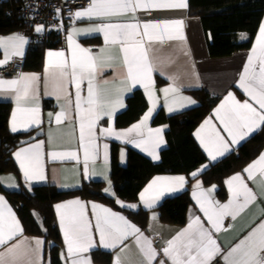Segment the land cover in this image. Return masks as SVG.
<instances>
[{"label": "snow or ice", "instance_id": "obj_1", "mask_svg": "<svg viewBox=\"0 0 264 264\" xmlns=\"http://www.w3.org/2000/svg\"><path fill=\"white\" fill-rule=\"evenodd\" d=\"M188 0H91V3L82 10L76 11L75 19L80 18H100L103 21L87 30L72 28L67 39L69 48L72 50L71 64L65 58L63 51L47 53L49 57L48 67L58 69V79L63 81L69 75L71 81L76 87V112L79 118V147L84 151L85 173L88 172V162L95 159L98 148L95 144L94 128L97 120L102 117L112 118L116 111L124 108L123 100L117 96L114 100H106L101 90L94 85L95 77L98 71L97 58L91 54V51L82 48L75 42L73 36L79 33H103L105 44H119L122 53L123 65L126 69L125 79L130 81L133 86L143 84L148 94V99L152 103V107L144 114L141 120L133 124L129 129L116 132L113 128L102 129L104 135L115 136L117 139H126L128 143H134L136 147L143 148L148 151L152 159L157 160L159 156L156 154L155 148L164 143L162 137V128H147V122L150 119L156 107V96L154 83L152 81L153 63L150 57L151 42L163 41L165 36L168 40H181L183 36V20L163 21L155 23L141 24L136 13L138 10L151 9H188ZM130 14V20L111 22L114 17H123ZM40 33L44 31L43 25H38L34 29ZM28 41L20 34H14L8 38H0V48L4 50V59H0V68L6 66L13 57H22L24 55V45ZM257 43L259 45L258 66L254 64L253 56L250 55L248 63L243 69L240 76V88L255 102L257 107L247 100L238 101L232 93H229L221 105L215 109L217 119L223 125V131L231 138L232 145L238 144L245 140L254 131L264 125V22L261 23ZM147 45V46H146ZM256 48L252 52L255 54ZM46 67V71L48 70ZM102 71V69H100ZM39 77L36 74L20 73L17 77L6 80L0 78V90H14L17 108L12 113L11 128L12 132L18 131L17 117L19 114H27L26 119L20 124V127L27 128L31 125L41 123L39 118V109H24L19 106L21 99H27L33 90V86ZM87 80V97H81V83ZM104 83H108L104 81ZM59 87V85H57ZM130 91L131 88L126 89ZM165 94L166 101L169 93L177 94L179 89L169 87L162 89ZM182 101L188 104L195 103L191 98L180 97ZM173 104L175 100L168 106V111H174ZM86 105V107H82ZM184 103L178 104L183 108ZM223 112V115L221 114ZM51 116V114H49ZM63 119H67L66 112L55 115L57 124L62 123ZM211 120H206L201 130L205 126L210 125ZM147 130V138L141 140L129 139L132 133L139 136L143 135V131ZM201 145L204 147L208 156L213 160L223 156L229 150V141L213 128L208 142L204 136L197 132ZM153 144L150 149L147 147ZM213 145V146H210ZM216 145H219L218 147ZM41 144L31 145L29 148H22L14 155L19 161L20 168L26 180L45 179L42 167L39 165ZM108 145H104V159L107 161ZM223 149V150H221ZM35 150V151H34ZM53 159H79L77 152L51 153ZM123 158V153H122ZM38 169V170H36ZM244 172L247 173L248 179H254V173L264 177V152L260 154L257 160L248 165ZM196 176L197 173H191ZM185 177H156L143 192L140 193V200L148 208H152L156 201L166 193L178 191L184 187ZM231 193V198L227 203L220 204L212 201L209 197L212 189L204 190L199 181L195 188L199 190L193 192V197L200 206L208 224L215 232H219L223 227V219L231 217L236 219L237 215L253 203L257 196L240 173H237L226 181ZM110 184V181H109ZM11 186V185H10ZM109 191V189H105ZM154 193V195H150ZM117 203H121L117 201ZM123 206V205H122ZM86 205L79 199L71 200L66 203L57 204L55 208L59 216V224L63 229V239L66 245V261L70 264H91L90 257L83 254L97 246L93 236L91 222L87 218ZM127 207L135 208L136 205H127ZM93 214L95 215V230L99 234V246L105 249H113L121 244L128 237L135 239L136 245L142 253L141 264H153L158 253L153 247L152 241L140 232L139 228L131 224L125 217L112 212L110 209L100 205H92ZM152 219H156L153 214ZM206 228L199 217H195L187 225L186 228L180 230L178 234L170 240L166 241V246L162 248V252L171 264H211V261L222 254L217 240L213 238V231ZM23 229L19 221L15 218V214L11 208L7 206L4 197L0 196V246L7 244L14 237L21 235ZM19 243L7 248L6 253H0V264H41V250L44 241L35 238L34 247H26L22 252L17 253V249L21 248ZM123 251V249H121ZM239 253L238 259H232L234 254ZM8 255L9 259L5 260ZM34 257V259H33ZM225 264H264V221L254 228L244 239L232 247L222 256ZM115 264H121L119 255L115 259ZM160 264H164L161 260Z\"/></svg>", "mask_w": 264, "mask_h": 264}, {"label": "crops", "instance_id": "obj_2", "mask_svg": "<svg viewBox=\"0 0 264 264\" xmlns=\"http://www.w3.org/2000/svg\"><path fill=\"white\" fill-rule=\"evenodd\" d=\"M89 4L81 5L80 7L76 8L75 12L87 8ZM136 15L139 18L141 24L173 20L184 21L183 36L185 37V39L183 41L168 40L165 36V39L162 42H151L152 46L150 49V57L153 63L152 81L154 83L155 96L157 100L155 110L153 111L150 119L147 122V128L163 129L162 137L164 143L155 148L156 154L159 156V159H152V156L149 155L148 151L143 150V148L136 147L134 143H128L126 139H117L114 135L108 136L102 134L101 130L109 127L113 128L116 132L129 129L133 124H136L141 120V118L149 110V108L152 107V103L148 99V94L145 91L143 84H136L135 86H133L130 81H127L125 79L126 69L123 65L122 53L119 44H105L103 33H79L73 36L75 42L82 48L89 49L91 51V54L97 58L98 71L95 77L94 85L101 90L102 95L106 100H114L117 96H119L122 98L123 104L125 106L124 108L118 109L112 118L105 116L97 120L94 128V135L98 152L94 160H89L87 165L88 172L85 173L84 151L79 147V118L77 116L75 107L76 87L75 83L71 81L70 67L69 75L65 77L63 81H60L58 79V69L48 67L49 57L47 53L49 51H63L65 53V58L68 60L70 66L72 50L69 48L67 37L72 28L87 30L90 27L106 21H103L100 18L96 17H93L91 19L87 17L75 19L73 17L70 21V26L68 27L67 32L64 34L67 40V46L48 48L45 53L44 67L41 70L33 71L22 69L20 72L24 74H36L39 77V80L35 82L33 90L30 93L29 97L27 99H21L19 106L24 109L38 108V114L41 123L38 125H31L26 129L22 128L20 127V124L26 119L27 114L18 113V131H16L15 133H28L23 138L26 140L25 143L16 147L12 153V156L18 165L20 173L19 175L7 173L0 174V184L8 190H19L24 186V188L31 191L34 184H51L55 185L58 189L68 191L82 188L85 183L102 182L100 189L102 190L103 194L115 200L114 204L96 198L82 197L80 195L68 197L66 199L57 201L54 204L56 218L59 229L61 231L62 239L63 229L60 227L59 216L57 214L55 205L79 199L87 206V218L91 222L93 236L97 243V246L92 248L90 252L83 254L87 257H90L91 264H102L96 262L93 259L92 255L94 251L100 250L112 253L113 261L111 264H115V259L118 255L120 257L121 264H141V261L143 259L142 253L140 252L139 247L136 245L135 239L132 236L128 237L113 249H105L102 246H99V234L95 230V215L93 214L92 209L93 204L110 209L112 212L125 217L131 224L139 228L140 232L152 241L153 247L157 250L158 255L153 261V264H160L161 260L164 261V264H171V261L164 256L162 248L166 246L167 240L172 239L178 234L180 230L186 228L191 220L195 217H199L204 226L212 230L203 211H201L200 206L197 204L196 199L193 197L194 191H196L199 195V190L195 188L197 182L190 185V179L186 173H173L165 170L161 173L155 174L145 183L140 193L143 192L149 185V183L152 182L156 177H185L186 182L183 188H180L178 191L166 193L156 201L152 208H148L144 205V203L140 200V194L139 199L134 202L123 200L117 194L115 184L112 179L113 154L115 153V151L117 153L118 162L122 166L127 164L128 154L131 148L138 150L154 161L160 160V153L162 149L167 145L165 131H167L168 128V125L165 123L157 124L154 122L155 116L161 109H163L166 114L172 115L197 106L199 101L190 93V90L192 91L193 89H205L213 95L221 96L219 103L215 106L213 111L204 120H202V122L195 130L196 140L207 155L208 159L211 161L213 160L208 156V153L205 151L204 147L200 143V139H198L196 135L198 131H200V135L204 136L206 142H208L213 128L218 130L220 134L225 138V140L229 141V150L225 153L227 154L230 151L234 150L242 142L247 140L250 136L258 132L263 126L261 125L259 129L254 131L245 140L240 141L236 145H232L230 143L231 138L228 137L227 133L223 131V125L221 124L220 120L217 119L214 111L221 105V103L225 100L229 93H232L238 101L244 102L247 100L249 103H252L254 107L258 108V105H256L255 102L251 100V98L247 95V93H245L244 90L240 88L239 84L240 76L243 73L244 67L248 63V58L250 55L253 56L254 64L258 66V60L256 59V57H258L260 54L259 45L257 43L260 27L255 36L252 46L249 49L238 51L236 53H233L232 55L225 57H213L209 52V37L204 29L202 20L199 16L191 14L189 11V7L188 9L138 10ZM128 20H130V14L123 17H114L112 18L111 22H123ZM262 22H264V17L262 19ZM14 34L20 33L15 32L12 34L0 35V38H8L10 36H13ZM93 37H101L102 42L98 45L85 43L84 39ZM24 38L28 41V43L24 45V55L22 56V58L25 56L29 45L32 44V42H30L28 38ZM253 48L257 49L255 54H253L252 52ZM0 51L2 53L0 59H4V50L0 48ZM46 67H48L47 71ZM100 69H102V71ZM159 77L163 78L166 81L163 83H159ZM0 78L10 80L15 77L4 78L0 76ZM104 81H107L108 83H104ZM57 85H59V87H57ZM169 87H175L179 89V92L177 94H173L170 92L169 97L166 101L165 94L162 89ZM129 88H131V90L127 91L126 89ZM138 89L143 91L148 103V107L142 113L141 117H135V119L131 120L130 122L121 123L120 115L124 114L125 110L128 107L127 99L134 93L135 90ZM81 97H87V80L81 83ZM180 97L191 98V100L195 101V103L188 104L186 101H182ZM173 100H175V104H173L174 111L169 112L168 106L170 103H172ZM0 102L11 103V127L12 113L17 108L15 91L0 90ZM180 103H184L185 106L183 108L178 107V104ZM82 107H86V105H82ZM62 109L66 112L67 119H63L62 123L57 124L55 121V115L61 112ZM49 114H51V116ZM221 114L223 115V112ZM209 119L211 120L210 125L205 126V128L201 130V126L204 125V122ZM146 138V129L143 131L142 136H139L136 133H132L129 137V139H135L138 141ZM37 143H40L42 145L39 149V165L43 169L45 179L43 181H28L25 179L23 170L20 168L19 161L16 160L14 154L22 148H29L31 145H35ZM105 144L108 145L107 161H105L104 159ZM210 146L213 145L210 144ZM216 146L218 147L219 145ZM147 147L151 149L153 147V144L150 143L149 145H147ZM71 151L77 152L79 159H53L51 156V153L53 152L65 153ZM262 152H264V149L248 165L257 160ZM221 157H218V159ZM237 173H240L242 175L245 183L248 184V187L251 188L254 193H256L257 198L246 209L240 212L235 220H233L231 217H225L222 222L223 227L221 231L215 232L214 230H212L213 238L217 240V243L222 249V254L216 256L211 261V264H217L218 262L225 264L222 258L223 254L227 253L232 247L238 244L240 240L244 239L254 228H256L262 221H264V177H262L259 172H256L254 173V179L249 180L247 173H245L244 170ZM235 174L230 175L225 180V185L228 189V196L223 199L219 198L217 195V188L214 187V190L209 197L212 201L219 202L220 204H224L229 201V199L231 198V193L226 181H228L229 178ZM202 188L204 190H208L212 189L213 187L202 185ZM105 189H109V191L106 192ZM188 189L190 190L193 199V205L190 208V217L188 222L184 225H175L162 222L159 219V212L157 210L159 205L164 201L165 198L181 194ZM150 195H154V193H151ZM0 196L4 197L7 206L11 208L12 212L15 214V218L19 221L20 226L23 229L21 235L14 237L7 244L0 246V253H6L8 247L17 244L20 241H27V243L21 245L20 249H17V253H20L26 247H34L35 238H40L44 241L41 250V264H45V238L26 234L23 223L8 197L2 191H0ZM117 201H120L121 203H117ZM127 205H136L137 207L130 208L127 207ZM140 207L148 211L149 213V222L146 228L140 227L130 215L132 211H135ZM153 214L156 215L155 220L152 219ZM155 236H158L159 238L157 241L154 240ZM121 249H123V251H121ZM239 255V253L234 254L232 259H238ZM65 257L66 245L63 239L62 258L64 264H70V262L66 261ZM8 259L9 256L6 255L5 260Z\"/></svg>", "mask_w": 264, "mask_h": 264}, {"label": "trees", "instance_id": "obj_3", "mask_svg": "<svg viewBox=\"0 0 264 264\" xmlns=\"http://www.w3.org/2000/svg\"><path fill=\"white\" fill-rule=\"evenodd\" d=\"M25 0H7L0 4V35L18 32L24 27L23 10ZM189 11L201 18L209 37L208 48L213 57H225L238 51L249 49L264 17V0H189ZM59 21L52 27L44 26L46 39L32 42L23 57V69L38 71L44 67L45 53L50 47L62 46V37L72 18L57 11ZM68 26V27H69ZM38 33V32H37ZM38 33V34H40ZM243 35H245L243 37ZM65 37V36H64ZM243 37V39H242ZM87 44L98 45L101 37L84 39ZM64 47V46H63ZM2 53L0 51V57ZM159 83L166 80L159 77ZM190 93L199 101L190 109L168 115L161 109L154 118L157 124H167L165 131L167 145L160 153V160L154 161L138 150L131 148L128 162L122 166L117 153L113 154L112 179L118 196L126 201H137L145 183L155 174L163 171L186 173L190 185L199 181L207 187H216L217 195L223 199L228 196L225 180L232 174L242 172L244 168L264 149V125L254 135L242 142L234 150L216 161L208 159L196 140L195 130L219 103L221 96L213 95L205 89H193ZM128 107L120 115V122H130L141 117L148 107L142 90H135L127 99ZM11 103L0 102V174H17L20 171L12 153L25 143L26 132L15 133L10 130ZM197 173L192 176L191 173ZM102 182L85 183L82 188L61 190L51 184H34L32 190L23 188L8 190L0 184L2 191L16 209L25 233L44 237L46 241L45 264H64L62 258L63 239L58 226L54 204L71 196L80 195L96 198L111 204L115 200L103 194ZM91 189L99 191L91 192ZM193 199L190 190L167 197L159 205V219L162 222L184 225L190 217ZM142 228L149 222V213L139 208L130 213ZM93 259L98 263L111 264L113 255L107 251H94Z\"/></svg>", "mask_w": 264, "mask_h": 264}, {"label": "built area", "instance_id": "obj_4", "mask_svg": "<svg viewBox=\"0 0 264 264\" xmlns=\"http://www.w3.org/2000/svg\"><path fill=\"white\" fill-rule=\"evenodd\" d=\"M7 0H0V4ZM90 0H25V8L23 10L24 27L20 28L18 33L28 38L30 42H42L46 39L44 33L38 34L34 29L38 25L48 27L54 26L59 21L57 11H62L68 18L73 17L76 8L81 5H87ZM64 26L62 30L67 29ZM62 46H67V40L62 37ZM24 59L22 57H14L9 63L0 68V76L4 78L16 77L23 69ZM158 236L154 237L157 241ZM215 264V263H213ZM217 264H222L218 262Z\"/></svg>", "mask_w": 264, "mask_h": 264}, {"label": "water", "instance_id": "obj_5", "mask_svg": "<svg viewBox=\"0 0 264 264\" xmlns=\"http://www.w3.org/2000/svg\"><path fill=\"white\" fill-rule=\"evenodd\" d=\"M91 192H97L98 193L99 191H96V190L91 189Z\"/></svg>", "mask_w": 264, "mask_h": 264}, {"label": "rangeland", "instance_id": "obj_6", "mask_svg": "<svg viewBox=\"0 0 264 264\" xmlns=\"http://www.w3.org/2000/svg\"><path fill=\"white\" fill-rule=\"evenodd\" d=\"M245 35H243V37H244ZM243 37H242V39H243ZM18 76V75H17ZM9 176H11V175H9ZM6 183V182H5Z\"/></svg>", "mask_w": 264, "mask_h": 264}]
</instances>
